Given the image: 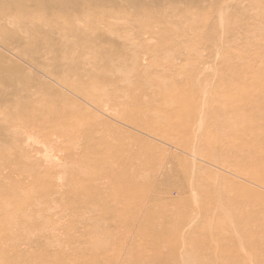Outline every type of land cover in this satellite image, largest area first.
I'll return each instance as SVG.
<instances>
[{"label":"rangeland","instance_id":"obj_1","mask_svg":"<svg viewBox=\"0 0 264 264\" xmlns=\"http://www.w3.org/2000/svg\"><path fill=\"white\" fill-rule=\"evenodd\" d=\"M0 264H264V0H0Z\"/></svg>","mask_w":264,"mask_h":264},{"label":"bare ground","instance_id":"obj_2","mask_svg":"<svg viewBox=\"0 0 264 264\" xmlns=\"http://www.w3.org/2000/svg\"><path fill=\"white\" fill-rule=\"evenodd\" d=\"M73 88V90L75 91V92H77V93H79V92H81L82 90H86V88L85 87H83V86H78V85H76V86H73L72 87ZM224 167L225 166H227V164L225 165L224 163L222 164ZM223 166H221V167H223ZM222 169V168H221ZM156 191V190H155ZM157 197V194H155V193H152V191L150 190V191H148V192H145V194L141 197V200H145L144 202H146L148 199H150L151 201H153V199H155Z\"/></svg>","mask_w":264,"mask_h":264}]
</instances>
